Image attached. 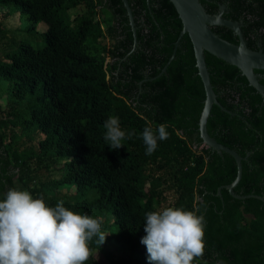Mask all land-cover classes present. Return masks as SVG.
Instances as JSON below:
<instances>
[{
    "label": "trees",
    "instance_id": "16d2710c",
    "mask_svg": "<svg viewBox=\"0 0 264 264\" xmlns=\"http://www.w3.org/2000/svg\"><path fill=\"white\" fill-rule=\"evenodd\" d=\"M200 1L211 14L226 4L224 17L242 23L247 45L264 50V0ZM128 2L134 50L123 0H0V200L17 188L42 194L50 207L62 200L70 210L102 217L108 235L101 246L93 239L87 264H150L141 243L145 217L169 206L205 218L206 251L196 264H264V200L235 198L224 187L218 193L236 178L237 162L201 137L206 91L188 33L159 75L183 27L174 4ZM81 4L87 10L72 17ZM18 18H27V30L8 48ZM40 20L47 27L34 45ZM211 28L239 42L229 27ZM205 55L227 109L213 105L208 132L244 158L234 191L264 196V96L240 68ZM256 72L264 84V70ZM112 116L136 133L119 149L104 139ZM161 124L169 137L146 155L141 133Z\"/></svg>",
    "mask_w": 264,
    "mask_h": 264
},
{
    "label": "clouds",
    "instance_id": "9594fccd",
    "mask_svg": "<svg viewBox=\"0 0 264 264\" xmlns=\"http://www.w3.org/2000/svg\"><path fill=\"white\" fill-rule=\"evenodd\" d=\"M104 128L112 149L136 135L126 133L115 116ZM141 136L150 156L169 133L161 124L156 130L146 126ZM5 195L0 200V264H87L94 255L93 239L100 246L106 241L102 217L70 210L62 200L50 207L42 194L34 198L28 190L12 188ZM144 224L141 243L150 264H196L203 258L205 218L198 211L169 206L148 212Z\"/></svg>",
    "mask_w": 264,
    "mask_h": 264
},
{
    "label": "water",
    "instance_id": "95a60500",
    "mask_svg": "<svg viewBox=\"0 0 264 264\" xmlns=\"http://www.w3.org/2000/svg\"><path fill=\"white\" fill-rule=\"evenodd\" d=\"M182 20V30L180 32L178 40L175 42V48L173 54L169 58L166 65L162 68L159 75L164 73L171 61L175 58L178 47L181 44L182 37L188 33L194 46L196 65L199 70V75L201 76L205 91L206 98L204 100V107L199 120V131L204 144L212 147L218 152H227L232 155L237 162V176L230 183L221 186L218 189V193L221 194L222 188L229 189L230 193L239 199H245L250 197H255L264 200V196L249 194L242 195L237 194L234 188L240 182L243 174V164L244 159L235 149H232L220 142H218L214 137L210 135L207 128L208 118L210 116L211 110L214 104L219 105L223 110H227L221 105L218 100V95L214 89L213 83L210 77V71L206 62L205 52H209L230 64H233L240 68L242 73L249 80V84L253 86L258 92L264 96V84L261 82L263 74L256 72V70H264V50L260 48L255 50L247 45L244 38V33L242 31V23L234 21L232 19L224 17V12L227 8L226 4H220L219 12L211 14L209 13L205 6L200 0H170ZM124 5L127 9V13L130 19V24L134 34V48L137 44V28L135 24V18L133 15L132 8L128 0H123ZM221 25L232 29L235 34L239 37V42L234 43L227 39H224L219 34L213 31L211 26ZM249 155V154H247Z\"/></svg>",
    "mask_w": 264,
    "mask_h": 264
},
{
    "label": "rangeland",
    "instance_id": "374dc122",
    "mask_svg": "<svg viewBox=\"0 0 264 264\" xmlns=\"http://www.w3.org/2000/svg\"><path fill=\"white\" fill-rule=\"evenodd\" d=\"M87 10V6L85 5V4H81L80 6H78V7H76V8H73V9H71L70 10V15L72 16V17H74V15H77V14H82L83 12H85ZM5 19V16H3V14L2 13H0V20H4ZM20 19L18 18V20H17V24H14L12 27H13V30H14V33H12L11 35H10V37H11V43L8 45V48H11L13 45H14V41L16 40V41H18V39L21 37V34H23L26 30H27V23H29L28 22V20H27V18H24V20L22 21V23L19 21ZM15 21V20H14ZM78 23H79V20L76 22V24H75V27H77L78 26ZM46 27H47V23L44 21V20H40L39 22H37L36 23V25L32 28V31H33V29H36L37 30V32H36V36H34V38H33V44L34 45H37L38 43V39H41V36H39L40 35V33H42L45 29H46ZM31 31V29H29V27H28V32H30ZM31 31V32H32ZM38 33H39V35H38ZM2 44H0V52L2 51Z\"/></svg>",
    "mask_w": 264,
    "mask_h": 264
},
{
    "label": "flooded vegetation",
    "instance_id": "af4514ba",
    "mask_svg": "<svg viewBox=\"0 0 264 264\" xmlns=\"http://www.w3.org/2000/svg\"><path fill=\"white\" fill-rule=\"evenodd\" d=\"M226 11V10H225ZM259 44H260V42H259Z\"/></svg>",
    "mask_w": 264,
    "mask_h": 264
}]
</instances>
